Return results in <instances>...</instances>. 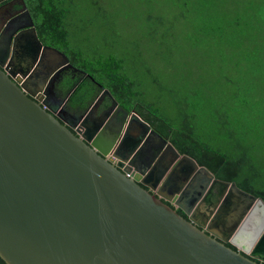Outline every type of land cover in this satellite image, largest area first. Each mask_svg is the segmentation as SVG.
<instances>
[{
    "label": "water",
    "instance_id": "95a60500",
    "mask_svg": "<svg viewBox=\"0 0 264 264\" xmlns=\"http://www.w3.org/2000/svg\"><path fill=\"white\" fill-rule=\"evenodd\" d=\"M30 32L40 49L34 27ZM42 54L71 66L57 48L45 46ZM21 79L0 68V257L6 264H260L227 246L210 225L234 221L228 236L249 242L264 235L261 197L214 177L168 142V151L196 171L174 198L198 210L219 190L206 226L185 218L163 194L150 193L72 132ZM158 172L160 180L164 170Z\"/></svg>",
    "mask_w": 264,
    "mask_h": 264
},
{
    "label": "rangeland",
    "instance_id": "374dc122",
    "mask_svg": "<svg viewBox=\"0 0 264 264\" xmlns=\"http://www.w3.org/2000/svg\"><path fill=\"white\" fill-rule=\"evenodd\" d=\"M251 2L253 10H245ZM71 5L72 44L89 58L126 56L143 104L152 103L160 114L178 121L189 112L195 90L193 101L205 107L220 95L230 97L227 84L240 99H253L249 116H239L238 102L229 112H236L238 129H250L239 138L245 145L252 141L249 151L264 178V0L155 5L153 0H72ZM246 17L250 23L242 22ZM205 135L220 147L233 142L222 130Z\"/></svg>",
    "mask_w": 264,
    "mask_h": 264
},
{
    "label": "flooded vegetation",
    "instance_id": "af4514ba",
    "mask_svg": "<svg viewBox=\"0 0 264 264\" xmlns=\"http://www.w3.org/2000/svg\"><path fill=\"white\" fill-rule=\"evenodd\" d=\"M31 27H34L37 39L42 44L38 50L32 39ZM45 46H52L65 53L39 38L28 0H0V68L6 69L14 78L22 76L21 82L33 93L34 99L43 103L86 143L97 146L100 149L97 151L120 171L136 179L140 186L155 196L163 194L165 199H160L183 217L193 215L195 220L206 226L209 223L205 218L208 206L213 203L216 209L221 200L217 199L218 188L213 189L214 199L207 202L204 200L198 210L190 209L186 203L181 202L182 199L174 198L175 190L184 188L192 176L196 175L189 162L169 152L168 138L135 109L126 108L109 91L110 95L105 92L108 89L97 84L94 87L86 84L83 88L89 89L90 93L88 90L84 92L81 98L79 96L82 101L77 103L79 93L73 97L72 94L87 76L86 72L74 66L69 58L71 66L68 63L60 64L59 58L55 56L50 60L44 58L45 54L42 53ZM50 69L54 71L50 73ZM32 73H35V77L27 78ZM162 170L163 176L158 180L160 176H156ZM180 204L185 208L180 207ZM219 224L214 222L210 228L224 236L227 246L264 264L263 232L249 242L244 238L245 235H236L234 238L228 236L227 232L234 221L229 220L225 226L220 224L219 227ZM245 227L248 228V222L241 231Z\"/></svg>",
    "mask_w": 264,
    "mask_h": 264
},
{
    "label": "trees",
    "instance_id": "16d2710c",
    "mask_svg": "<svg viewBox=\"0 0 264 264\" xmlns=\"http://www.w3.org/2000/svg\"><path fill=\"white\" fill-rule=\"evenodd\" d=\"M157 1L159 0H153L154 5ZM71 2L72 0H28V5L32 11L39 38L63 50L74 66L86 72L87 76L72 94L73 97L79 93L77 103L82 101L80 98L88 90L83 88L86 84L89 86L97 84L108 89L118 102L126 108L135 109L167 137L178 151L194 158L199 165L207 167L216 177L235 181L241 189L264 200V178L249 151L252 141L250 145H245L244 140L239 138L246 136L250 129H238L236 112H229V105L238 102L243 111L239 113V116H249L253 99L251 101L245 98L240 99L238 90L227 84V87L233 90L230 97L223 98L220 95L217 99H211L209 105L205 107L193 101L198 92L195 90L190 95L189 112L184 113L183 118L178 121L160 114L152 103L143 104V98L139 95L140 91L135 88L137 79L128 70L130 66L126 56L117 57L111 54L106 57L89 58L86 57L87 55L83 56L78 47L72 44ZM245 10H253L252 2L246 6ZM242 22L250 23L247 17ZM242 29L246 27L242 26ZM180 104L181 102L178 101V106ZM206 130L209 135L222 130L223 134L232 137L231 146L224 148L209 144L206 140L209 137L205 135ZM0 264H6L1 257Z\"/></svg>",
    "mask_w": 264,
    "mask_h": 264
}]
</instances>
